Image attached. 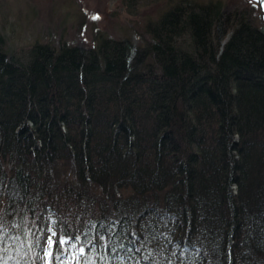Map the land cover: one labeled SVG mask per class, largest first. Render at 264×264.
Returning a JSON list of instances; mask_svg holds the SVG:
<instances>
[{
	"label": "trees",
	"instance_id": "trees-1",
	"mask_svg": "<svg viewBox=\"0 0 264 264\" xmlns=\"http://www.w3.org/2000/svg\"><path fill=\"white\" fill-rule=\"evenodd\" d=\"M248 14L182 0L138 46L0 44V264H45L49 222L80 264H264V35Z\"/></svg>",
	"mask_w": 264,
	"mask_h": 264
},
{
	"label": "rangeland",
	"instance_id": "rangeland-1",
	"mask_svg": "<svg viewBox=\"0 0 264 264\" xmlns=\"http://www.w3.org/2000/svg\"><path fill=\"white\" fill-rule=\"evenodd\" d=\"M180 1L0 0V44L13 51L34 42H53L55 46H89L95 45L103 37L127 39L132 45L138 46L145 37L146 24L157 20ZM190 1L219 2L226 10H244L249 12L248 17L255 21L258 29L264 27V3L259 6L257 0ZM56 231L57 228L51 222L42 228V256L45 264H48L46 257L50 249L48 237ZM52 238L55 240V236ZM72 243L75 242L69 241V249L64 247L66 252L62 256L65 257V264H80V248L77 245L71 247Z\"/></svg>",
	"mask_w": 264,
	"mask_h": 264
},
{
	"label": "snow or ice",
	"instance_id": "snow-or-ice-1",
	"mask_svg": "<svg viewBox=\"0 0 264 264\" xmlns=\"http://www.w3.org/2000/svg\"><path fill=\"white\" fill-rule=\"evenodd\" d=\"M261 3H264V0H261ZM54 236H56V233L55 232L52 233V236L48 237V245H49V248L50 249L53 247V244L54 243H58L60 246H63V245H66V244L69 243V241L66 240V239H64L63 237H61L58 241H54L53 238H52ZM0 242H2V237H0ZM71 247H76V244L75 243H72L71 244ZM48 255L51 256L52 255V252L49 251L48 252Z\"/></svg>",
	"mask_w": 264,
	"mask_h": 264
},
{
	"label": "water",
	"instance_id": "water-1",
	"mask_svg": "<svg viewBox=\"0 0 264 264\" xmlns=\"http://www.w3.org/2000/svg\"><path fill=\"white\" fill-rule=\"evenodd\" d=\"M260 3H261V0H257V4H258L259 6H260ZM263 30H264V27H261L260 29H258V32L264 35ZM66 240L70 241L71 239L68 238V239H66ZM76 245H77V243H76ZM63 246H64L65 248L69 249V243L66 244V245H63Z\"/></svg>",
	"mask_w": 264,
	"mask_h": 264
},
{
	"label": "bare ground",
	"instance_id": "bare-ground-1",
	"mask_svg": "<svg viewBox=\"0 0 264 264\" xmlns=\"http://www.w3.org/2000/svg\"><path fill=\"white\" fill-rule=\"evenodd\" d=\"M134 2H135V0H134ZM131 4H132V1L130 2ZM251 12V11H250ZM249 13V12H248ZM254 23H255V21H254ZM256 26V25H255ZM103 38V37H102ZM100 40V39H99ZM101 41V40H100ZM47 43V42H46ZM51 43H53V42H51ZM99 43V42H98ZM56 44V43H55ZM58 44H59V42H58ZM71 45V44H70ZM69 45V46H70ZM57 46V45H56ZM73 46V45H72ZM84 46V45H83ZM88 46V45H87ZM90 46V45H89ZM87 48V47H86ZM90 48V47H89ZM70 245V244H69ZM79 246V245H78Z\"/></svg>",
	"mask_w": 264,
	"mask_h": 264
},
{
	"label": "flooded vegetation",
	"instance_id": "flooded-vegetation-1",
	"mask_svg": "<svg viewBox=\"0 0 264 264\" xmlns=\"http://www.w3.org/2000/svg\"><path fill=\"white\" fill-rule=\"evenodd\" d=\"M110 2L116 1V0H109Z\"/></svg>",
	"mask_w": 264,
	"mask_h": 264
}]
</instances>
